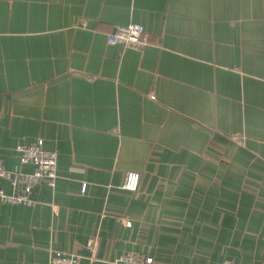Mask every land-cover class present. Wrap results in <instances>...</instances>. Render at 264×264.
Segmentation results:
<instances>
[{
	"label": "crops",
	"instance_id": "crops-1",
	"mask_svg": "<svg viewBox=\"0 0 264 264\" xmlns=\"http://www.w3.org/2000/svg\"><path fill=\"white\" fill-rule=\"evenodd\" d=\"M38 139L57 177L0 202V264H264V0H0L3 166Z\"/></svg>",
	"mask_w": 264,
	"mask_h": 264
},
{
	"label": "built area",
	"instance_id": "built-area-1",
	"mask_svg": "<svg viewBox=\"0 0 264 264\" xmlns=\"http://www.w3.org/2000/svg\"><path fill=\"white\" fill-rule=\"evenodd\" d=\"M107 44H120L123 48L141 50L149 44V36L143 26L139 23H130L124 26H116L114 30L106 34ZM233 142L241 145L243 136H232ZM19 162L30 164L33 167L31 173L19 170H9L3 166L0 160V178L10 183L13 192L5 193L0 188V202L2 204H23L32 206L35 200L31 197L33 188L39 183H46L53 187L56 173V152L46 151L43 148L42 139L32 143H23L16 146ZM140 182V174L135 171H128L125 174L122 188L128 192H135ZM82 186L81 192L84 191ZM94 241L90 240L88 248H93ZM113 264H153L151 257L136 252H126L118 256ZM47 264H79V257L76 254L50 251ZM222 264H238L233 260H224Z\"/></svg>",
	"mask_w": 264,
	"mask_h": 264
}]
</instances>
